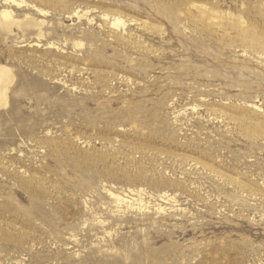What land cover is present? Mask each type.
<instances>
[{
  "label": "rangeland",
  "instance_id": "374dc122",
  "mask_svg": "<svg viewBox=\"0 0 264 264\" xmlns=\"http://www.w3.org/2000/svg\"><path fill=\"white\" fill-rule=\"evenodd\" d=\"M4 8L0 264H264V0Z\"/></svg>",
  "mask_w": 264,
  "mask_h": 264
},
{
  "label": "bare ground",
  "instance_id": "6f19581e",
  "mask_svg": "<svg viewBox=\"0 0 264 264\" xmlns=\"http://www.w3.org/2000/svg\"><path fill=\"white\" fill-rule=\"evenodd\" d=\"M8 1V0H6ZM118 20V19H117ZM0 23L4 26L6 25H10L12 23H16V18L13 16V13L11 10H9V8H4L1 10L0 12ZM33 23V21H32ZM10 75H9V71L5 66H0V96L3 97V95H6L5 92V83L7 82V80L9 79ZM112 196L117 199L119 202H123V201H127L129 202L128 199L125 198V196H121L120 194H114L113 192H111ZM139 204H141L143 201L139 199ZM142 205V204H141ZM140 205V206H141ZM139 206V207H140Z\"/></svg>",
  "mask_w": 264,
  "mask_h": 264
}]
</instances>
